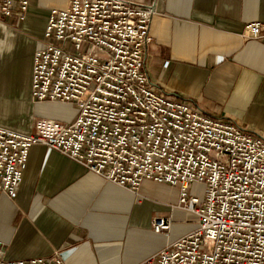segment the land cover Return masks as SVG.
Returning a JSON list of instances; mask_svg holds the SVG:
<instances>
[{
    "label": "built area",
    "instance_id": "2783aa9c",
    "mask_svg": "<svg viewBox=\"0 0 264 264\" xmlns=\"http://www.w3.org/2000/svg\"><path fill=\"white\" fill-rule=\"evenodd\" d=\"M28 5L0 0V21H23ZM155 13L132 0H70L51 11L32 97L74 104L76 117L39 119L30 132L0 124V195L17 194L30 148L44 144L133 191L147 179L180 189L178 206L197 227L138 264H264V134L153 89L144 61ZM263 33L264 21L245 26L249 37ZM152 226L168 234L172 218ZM0 264L67 263L56 251Z\"/></svg>",
    "mask_w": 264,
    "mask_h": 264
},
{
    "label": "crops",
    "instance_id": "0c3cea01",
    "mask_svg": "<svg viewBox=\"0 0 264 264\" xmlns=\"http://www.w3.org/2000/svg\"><path fill=\"white\" fill-rule=\"evenodd\" d=\"M28 1L23 21H0V68L5 53H14L3 101L27 104L23 115L0 112V124L26 132L39 119L69 123L77 113L74 104L35 101L31 88L34 53L51 11L70 0ZM132 1L156 11L144 61L153 89L264 134V33L244 34L246 24L264 21V0ZM179 194L178 187L151 179L133 191L35 144L17 194L0 195V259L60 251L67 264H138L197 227L195 214L178 206ZM158 214L171 216L168 234L153 230Z\"/></svg>",
    "mask_w": 264,
    "mask_h": 264
},
{
    "label": "rangeland",
    "instance_id": "374dc122",
    "mask_svg": "<svg viewBox=\"0 0 264 264\" xmlns=\"http://www.w3.org/2000/svg\"><path fill=\"white\" fill-rule=\"evenodd\" d=\"M98 53H103L102 50H99ZM14 57V53H5V65L0 68V112H10V113H15L19 110L20 112V115H23L26 113V110H27V104L26 102H20V103H17V102H12V103H9V102H5L3 101V96L1 94V90L3 88V85H4V82H5V78H6V75L8 74V71H7V67L10 66V62L12 61V58ZM10 60V61H9ZM193 188H195V185L193 186ZM197 192L198 194H201L202 193V186L201 185H198L197 187ZM159 216H167V215H162V214H158ZM158 215H155L154 217L158 216ZM170 216V215H168Z\"/></svg>",
    "mask_w": 264,
    "mask_h": 264
}]
</instances>
